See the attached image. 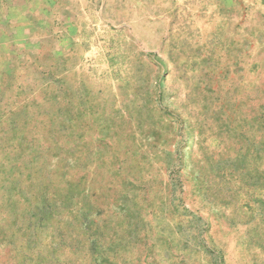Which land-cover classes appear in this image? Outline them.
Here are the masks:
<instances>
[{"label": "rangeland", "instance_id": "374dc122", "mask_svg": "<svg viewBox=\"0 0 264 264\" xmlns=\"http://www.w3.org/2000/svg\"><path fill=\"white\" fill-rule=\"evenodd\" d=\"M59 3L83 74L52 73L49 21L26 57L0 40V264H264V0H155L138 35Z\"/></svg>", "mask_w": 264, "mask_h": 264}, {"label": "crops", "instance_id": "0c3cea01", "mask_svg": "<svg viewBox=\"0 0 264 264\" xmlns=\"http://www.w3.org/2000/svg\"><path fill=\"white\" fill-rule=\"evenodd\" d=\"M59 2H62V4H72L76 7L74 13H67V22L73 23L77 28V32H73L75 35L78 33L84 35L89 27L95 30L96 22L116 28L128 27L131 34L138 35L144 32V30H142L143 22H145L147 26L153 27L154 21L156 20V15L154 14V11L157 8L155 7V0H133V13L127 15L123 12V6H112L111 3L100 0H36L33 3V6L28 7V4L26 5L27 9L32 10L29 19L23 18L22 15L16 17L10 22L8 17H6L10 27L0 35V40L3 41L10 55L12 52L13 60L15 58L24 57V54L26 57V53L17 54L18 48L21 47L22 44L27 43V40L32 38L33 33L40 32L42 34L44 31V23L49 21L50 35L56 43L55 52H52L51 54L55 65V67L52 68V73L57 75L69 74L70 70L74 73L76 72L78 75L83 74L84 71L70 65V60L74 55L70 53L69 49L62 51L61 53L59 52L58 41L60 39V33L62 32V37H66L67 35L68 40L72 35V31L69 32L68 25L61 28L59 26L60 18L57 5L60 4ZM163 6L164 5L162 4L160 8ZM139 10H144V14L139 13ZM148 30L149 29H147V32ZM73 40L77 41L78 38ZM82 41H85V39H82ZM60 55H63L61 60ZM89 59L90 58L87 59V63ZM6 63L7 62L0 60V74L9 75V73H11L10 76L5 77V80L9 82L13 78L14 70H9ZM57 79L59 80V78ZM84 79L85 78L79 77V79L74 82L75 86H72L69 81H66V83L61 82L56 87L51 88V90L59 98L65 97L66 99H70L73 97L75 98L78 95L82 96V94L78 93L73 95L71 91L76 89L83 91L86 89L84 86L86 80ZM65 90L67 91L64 92Z\"/></svg>", "mask_w": 264, "mask_h": 264}]
</instances>
